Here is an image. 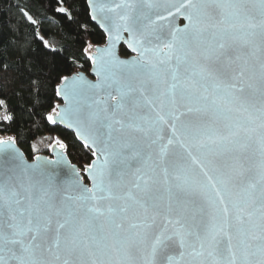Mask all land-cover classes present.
Returning <instances> with one entry per match:
<instances>
[{
    "label": "snow or ice",
    "instance_id": "obj_1",
    "mask_svg": "<svg viewBox=\"0 0 264 264\" xmlns=\"http://www.w3.org/2000/svg\"><path fill=\"white\" fill-rule=\"evenodd\" d=\"M56 3L95 81L11 26L0 75L91 150L90 184L63 151L30 163L0 137V264H264V0H87L85 19ZM46 85L63 106L40 99ZM15 119L0 97V121Z\"/></svg>",
    "mask_w": 264,
    "mask_h": 264
},
{
    "label": "trees",
    "instance_id": "obj_2",
    "mask_svg": "<svg viewBox=\"0 0 264 264\" xmlns=\"http://www.w3.org/2000/svg\"><path fill=\"white\" fill-rule=\"evenodd\" d=\"M72 4L74 6L73 15L76 16L78 12L84 13L85 15L80 18L85 19L90 11L87 0H72ZM59 6L56 0H0V36L8 34L10 26L14 27L26 41H34L31 47L39 55L44 49L37 35L38 30L39 35L44 36V39L54 47L64 49L61 55L67 58L72 72L81 70L89 73L92 66L91 60L89 54L83 51L87 44H81L75 31H70L66 26L67 21L61 18V14L53 10ZM65 6H68L67 3ZM25 13L37 20L38 24L32 25L26 19ZM85 22L88 23L89 28L87 40L95 46L105 44V33L93 21L86 19ZM121 52L125 56L130 55L124 46H122ZM5 57H7V52L0 48V59ZM4 62L7 63L8 60L4 59ZM14 87L9 76L0 75V97L7 100L9 112L14 117H19L10 123L0 121V137H15L16 143L30 159L39 153L49 154L50 145L59 139L67 145L66 152H68L71 161L77 163L81 168L92 162L93 156L90 149L84 148L83 144L76 140L73 132H69L61 126L52 125L43 119L42 114L49 112L50 108L41 107L39 114L29 115L26 109L31 106L22 96L16 95ZM40 99L45 103L60 102V99L54 96L51 85L45 86Z\"/></svg>",
    "mask_w": 264,
    "mask_h": 264
},
{
    "label": "water",
    "instance_id": "obj_3",
    "mask_svg": "<svg viewBox=\"0 0 264 264\" xmlns=\"http://www.w3.org/2000/svg\"><path fill=\"white\" fill-rule=\"evenodd\" d=\"M89 10H90V9H89ZM184 22H185V21L183 20V18H181V19L178 21V23L180 24V26H183ZM93 23H94L95 25H97V27H99V28L101 29V31H103V32L105 33L104 29L100 27V24H99L97 21H93ZM105 35H106V40H105L106 43L103 44V45H99L98 47L103 48V47H105V46L107 45V43H108L107 33H105ZM122 35H123V37H124V40H126V39L128 38V34H127V33H123ZM124 40H121V41L117 42V45H116V47H117V49H118V51H119V53H120V55H121V58H128V57L131 56V55H135L134 53H131V51L128 50L127 48H126V49H127V51L130 53V55L125 56V55L122 54V52H121V48H122V46L126 47V44L124 43ZM90 51L92 52L93 55L96 54V53H95V49H92V50H90ZM91 64H92V63H91ZM92 67H93V65L91 66V68H90V70H89V73H86V72L81 71V70H79V71L82 72V73H83L86 77H88L89 79L95 81L96 77H95V75H94V74L92 73V71H91ZM58 98H59V97H58ZM59 99H60L59 104H60L61 106H63V105H64V101H63L61 98H59ZM56 126H61V127L64 128L65 130H68L69 132L71 131V132H73V133L75 134V131H74L73 129L68 128L66 125L56 124ZM7 137H8V136L3 137V138H7ZM75 137H76V135H75ZM76 140H78V141L80 142V144H82V142H81L77 137H76ZM16 148H17L20 152L24 153V151L22 150V148L19 146L18 143H16ZM62 151H63L65 157L67 158V160H68L70 163L74 164V165L77 167V169L80 170V174L84 177V183H85V184H90L89 178H88L87 174L84 172V168H85L86 166L83 167V168H81L77 163L71 161V159L69 158L68 152H66V150H61V149H59L58 146H55V142L51 145L50 150H49V154H46V153H39V154L36 155V156H40V157H42V158H44V159H55V158L57 157V155H58L60 152H62ZM90 151H91V150H90ZM24 155L27 157L26 153H24ZM34 157H35V156H34ZM34 157L31 158V159H30L29 157H27L30 163L33 161ZM94 159H95V158L93 157V160H94Z\"/></svg>",
    "mask_w": 264,
    "mask_h": 264
}]
</instances>
